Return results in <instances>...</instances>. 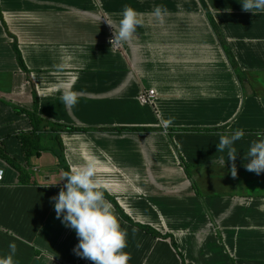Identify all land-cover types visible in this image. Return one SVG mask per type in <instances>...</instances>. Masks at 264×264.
<instances>
[{"label": "crops", "instance_id": "0c3cea01", "mask_svg": "<svg viewBox=\"0 0 264 264\" xmlns=\"http://www.w3.org/2000/svg\"><path fill=\"white\" fill-rule=\"evenodd\" d=\"M241 3L0 0V258L14 243L15 264H94L76 254L79 239L52 201L65 174L90 166L124 215L159 235L111 204L129 264H264V173L244 166L264 137V13ZM125 6L144 24L115 49L107 20L118 23ZM157 6L167 10L163 23L151 15ZM62 82H73L74 107L61 102ZM146 90L156 95L151 106L138 101ZM31 113L40 152L25 165L10 155L20 149L9 132L30 131ZM237 130L233 176L216 144Z\"/></svg>", "mask_w": 264, "mask_h": 264}, {"label": "clouds", "instance_id": "9594fccd", "mask_svg": "<svg viewBox=\"0 0 264 264\" xmlns=\"http://www.w3.org/2000/svg\"><path fill=\"white\" fill-rule=\"evenodd\" d=\"M242 9L257 15L264 13V0H242ZM167 10L155 7L152 16L163 23ZM113 29L117 43L130 42L138 27L144 24L143 14L136 9L125 6L117 22L107 20ZM112 40V41H113ZM111 41V42H112ZM61 102L71 108L79 102V96L72 91L73 82L59 83ZM165 129L172 124V120L161 122ZM244 133L237 130L231 134L222 135L216 144L217 152L226 153L227 160L219 157V164L224 168L226 161L231 162V174L236 176L235 160L238 155L235 144L241 140ZM245 167L257 175L264 173V137L250 144L244 155ZM214 163V161H213ZM66 183L57 196L52 197L57 219L65 227L73 229L79 239L75 252L94 264H129L131 255L124 251L127 244V232L121 227L117 216L113 213L112 205L105 199L104 191L94 179L91 167L73 169L65 174ZM16 245L9 244V253L0 258V264H15Z\"/></svg>", "mask_w": 264, "mask_h": 264}, {"label": "trees", "instance_id": "16d2710c", "mask_svg": "<svg viewBox=\"0 0 264 264\" xmlns=\"http://www.w3.org/2000/svg\"><path fill=\"white\" fill-rule=\"evenodd\" d=\"M13 50L15 51L16 54V58H17V62L19 63V65L22 66V60H21V56L19 54V51L17 49V45L15 43H13L12 45ZM231 62L234 64V60L231 59ZM236 68V66H235ZM37 107V101H35V106L34 109L36 110ZM34 110V111H35ZM31 123L33 124L32 129L30 131H28V133L26 134H22L20 135V144H21V152H22V157L25 161V165L28 162V159L34 155H38L40 152V148H39V135L37 133L38 128L35 126V121H38L34 115L31 113V115L29 116ZM39 123H41V121H38ZM66 131H72V129L69 128H65ZM3 159H5V161L9 162L10 165L12 166V168L19 174V182L21 184H26L28 183V181L25 180V177L27 176V172L26 170L19 164H16L12 161H10V159L4 158L5 156H2ZM105 195V194H104ZM105 198L108 199L111 204L114 206L115 211L121 216V218L123 220H125L126 222L130 223L131 225H133L134 227H137L149 234H152L154 236H159L156 235L151 229L140 226V225H136L134 224L128 217H126L123 213V211L119 208V206L115 203L114 200H112L111 198H109L107 195H105Z\"/></svg>", "mask_w": 264, "mask_h": 264}, {"label": "built area", "instance_id": "2783aa9c", "mask_svg": "<svg viewBox=\"0 0 264 264\" xmlns=\"http://www.w3.org/2000/svg\"><path fill=\"white\" fill-rule=\"evenodd\" d=\"M113 39L114 38H111L109 40V44H111L116 49L118 48V46H117L116 41ZM155 97L156 95H155L154 90H146L140 93V95L138 96V101L141 105L151 106L154 103ZM3 179H4V170L0 167V183L3 182ZM76 264H80V263H76Z\"/></svg>", "mask_w": 264, "mask_h": 264}, {"label": "rangeland", "instance_id": "374dc122", "mask_svg": "<svg viewBox=\"0 0 264 264\" xmlns=\"http://www.w3.org/2000/svg\"><path fill=\"white\" fill-rule=\"evenodd\" d=\"M219 39H220V43H221V45H222V47H224L225 46V44H224V42L222 41V39L220 38V37H218ZM0 102H2V101H0ZM19 112L18 111H16V114L15 115H17ZM21 114V113H20ZM15 119V118H14ZM21 120L22 119H20V121L19 122H21ZM29 124H31V128L30 129H32V123H31V120L29 119ZM16 133H21V134H19V135H22V134H26V133H28V131L27 130H25L24 129V127L21 129V128H17V129H15L14 130V132H9V135H10V137L11 138H14V143L16 144H18L19 145V149H20V153L18 152V156H17V154L14 152L13 154H10L11 155V157L13 158V159H16V162H18L19 163V156H20V154L22 155V152H21V144H20V136L19 135H17L16 136ZM1 134V133H0ZM3 135V134H2ZM15 136H16V138L18 139H16L15 138ZM44 137H45V135H44ZM45 139H47V135H46V137L45 138H43V140H45ZM42 142H44V141H42ZM49 142V144H50V141H48ZM48 145V144H47ZM47 145H45L44 144V146H46L47 147ZM49 146V145H48ZM48 149H50V148H47V150ZM17 151H18V148H17ZM45 152H47L46 150L45 151H41V153H45ZM23 159V158H22ZM45 159L46 160H48V157L46 156L45 157ZM23 162L25 163V161H24V159H23ZM22 162V163H23Z\"/></svg>", "mask_w": 264, "mask_h": 264}]
</instances>
